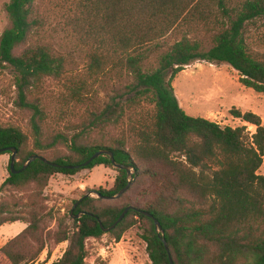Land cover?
<instances>
[{"label":"trees","instance_id":"1","mask_svg":"<svg viewBox=\"0 0 264 264\" xmlns=\"http://www.w3.org/2000/svg\"><path fill=\"white\" fill-rule=\"evenodd\" d=\"M65 2L60 20L52 25L36 7V0H8L9 26L0 35V70H13L24 100V90L35 83L65 76L72 53L79 51L87 59V77L69 81L67 91L72 100L81 101L94 90L97 76L110 70L132 77L131 95L108 106L100 116L93 114L96 121L101 120V134L88 143L80 142L78 136L44 142L39 106L21 101L33 110L32 147L21 129L0 125V149L17 150L16 172H11L9 158L8 175L0 191L34 183L41 196L55 173L73 175L98 165L113 166L110 157L102 154L79 168L56 167L35 159L21 170L30 155L57 141L76 159L45 157L52 163L81 165L96 151L107 149L117 163L131 166L135 175L149 176L157 190L142 206L96 207L93 198L83 199L69 212L70 216L85 212L73 219L72 227L64 218L58 222L54 241H67L68 245L51 264H85L86 240L100 237L104 233L100 223L109 227L127 206L133 208L110 232L119 241L128 228L139 223L151 264H170L162 237L174 264H264V175L258 173L264 158L261 117L252 111L230 110L234 118L255 126L249 133L245 125L221 126L189 115L179 105L172 86L184 66L204 60L227 63L237 71L243 86L264 94V54L252 48L264 49V0ZM198 31L208 35L209 48L195 36ZM172 33H180V38L165 47L164 39ZM54 36L63 47L70 43L66 47H71V53H60L47 42ZM153 54L157 66L146 69L144 64ZM125 117L128 123L121 135L110 137L111 128L120 126ZM5 153L11 154L5 151L0 155ZM115 169L113 187L99 188V194L113 196L126 186V170ZM17 206L0 200V227L16 221L26 223L0 250L11 264L32 263L45 246L43 210L37 204L32 206L37 210L19 214ZM143 211L159 221L160 232Z\"/></svg>","mask_w":264,"mask_h":264},{"label":"rangeland","instance_id":"2","mask_svg":"<svg viewBox=\"0 0 264 264\" xmlns=\"http://www.w3.org/2000/svg\"><path fill=\"white\" fill-rule=\"evenodd\" d=\"M64 0H36V7L54 25L60 20ZM8 0H0V35L9 26L5 5ZM65 10V9H63ZM195 36L202 39L205 48L211 43L208 35L202 31ZM180 38V33H172L164 39L165 47ZM47 42L60 53H71L70 43H62L57 36L48 38ZM255 51L264 54V49L252 46ZM20 49L16 52L18 53ZM86 57L79 51L72 53L71 62L67 73L60 79L47 78L38 82L33 87L24 90V100L19 96V88L15 84V74L12 69L0 70V125L13 126L28 135L29 147H32L33 110L24 104H36L41 110L42 120H39L41 138L44 142L58 139L59 136L68 139L78 136L82 143H88L100 137L101 120L96 121L93 114L101 115L102 112L114 102H122L131 95L130 86L133 79L130 75L116 73L113 70L99 74L95 79L94 90L81 101L76 102L70 98L67 91L69 81L87 77ZM146 69L157 66L156 55L153 54L145 62ZM239 75L227 63H209L204 60L193 61L184 66L172 81L173 93L179 105L185 112L192 116L208 118L221 126L245 125L249 133L254 132L255 126L234 118L230 110L237 108L241 112L252 111L258 114L264 125V94L255 92L251 88L243 86ZM71 84V83H70ZM24 103H22V102ZM147 105L146 108H150ZM127 117L120 126L111 128L110 137H118L120 131L126 127ZM38 154L47 159L58 157H71L72 155L65 144L57 141L52 147ZM3 156L5 158L3 162ZM10 154L0 155V185L8 175V162ZM132 172L135 174L134 170ZM259 174L264 175V158ZM117 171L113 166L98 165L92 169H82L73 175L55 173L49 177L48 183L43 189V194L38 195L34 183L21 189H5L0 191V200L17 203L15 210L19 214L28 213L26 210H37L32 207L39 205L43 210L42 233L44 249L32 263L21 264H51L61 257L68 242L56 243L53 238L57 230L58 222L65 219L67 226L72 227L75 216L69 212L78 200L86 193H90L94 206L132 204L142 206L152 198L157 188L151 178L146 174L137 173L130 179L129 188L118 199H101L95 192L99 188L111 189L114 184ZM139 223L128 228L117 241L114 235L104 232L100 237H90L86 240L87 256L85 264H151L145 243L140 238L142 232ZM26 227V223L16 221L5 223L0 227V248L12 237L20 233ZM31 246H35L32 239H28ZM28 251L27 254H29ZM0 264H11L0 250Z\"/></svg>","mask_w":264,"mask_h":264},{"label":"water","instance_id":"3","mask_svg":"<svg viewBox=\"0 0 264 264\" xmlns=\"http://www.w3.org/2000/svg\"><path fill=\"white\" fill-rule=\"evenodd\" d=\"M5 151H10L11 154H10V170L11 172H16V170L14 169V163H15V156H16V153H17V150L15 147H7V148H2L0 149V153L2 152H5ZM102 154H105V155H108L110 157V160H111V163L113 165V167L115 168H119V169H124L126 170L127 172V184L124 188H122L117 194L113 195V196H103L101 194H99L98 192H95L97 194V196L99 198H105V199H117L119 198L130 186V179L133 178L135 176V174H133L132 170L133 168L131 166H127V165H123V164H120V163H117L115 161V158H114V154L112 151L110 150H107V149H101V150H98L96 151L88 160H86L84 163H82L81 165H59V164H55V163H52L50 162L49 160H47L45 157L41 156V155H38V154H32L28 157L26 163L23 165L22 169L21 170H24L27 165L32 162L33 160L35 159H39L47 164H50V165H53V166H56V167H63V168H79L80 166L84 167L86 165H88L93 159H95L96 157L102 155ZM21 170H18V171H21ZM90 196V193H86L84 194L83 196H81L74 204L73 206V209L85 198L89 197ZM133 207L132 206H127L123 211L122 213L120 214V216L118 217V219L113 223L111 224L109 227H104L101 223H100V226L102 228V231L103 232H109L110 230L114 229L116 227V225L123 219V217L125 216V214L128 212L129 209H132ZM71 213H72V210H71ZM85 214V212H79L78 214L74 215L76 218H78L80 215H83ZM143 214L153 218V221H154V225H155V228L160 232L161 231V225L159 223V221L154 218L151 214H149L148 212H145L143 211ZM162 241L164 243V246L168 252V256H169V260H170V264H174L172 259H171V256H170V253H169V249H168V245L164 239V237H162Z\"/></svg>","mask_w":264,"mask_h":264},{"label":"crops","instance_id":"4","mask_svg":"<svg viewBox=\"0 0 264 264\" xmlns=\"http://www.w3.org/2000/svg\"><path fill=\"white\" fill-rule=\"evenodd\" d=\"M4 155V154H3ZM4 160H5V158H4V156H3V162H4Z\"/></svg>","mask_w":264,"mask_h":264}]
</instances>
